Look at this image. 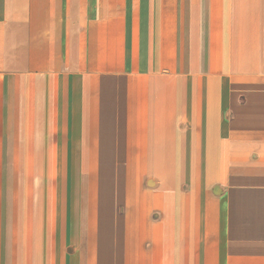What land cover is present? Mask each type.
<instances>
[{
    "label": "crops",
    "instance_id": "1",
    "mask_svg": "<svg viewBox=\"0 0 264 264\" xmlns=\"http://www.w3.org/2000/svg\"><path fill=\"white\" fill-rule=\"evenodd\" d=\"M50 2L0 111L90 166L0 167V264H264V0Z\"/></svg>",
    "mask_w": 264,
    "mask_h": 264
},
{
    "label": "rangeland",
    "instance_id": "2",
    "mask_svg": "<svg viewBox=\"0 0 264 264\" xmlns=\"http://www.w3.org/2000/svg\"><path fill=\"white\" fill-rule=\"evenodd\" d=\"M51 0H0V86L5 87L6 72L5 65L9 56L15 54L18 50L16 39L18 35L24 37L29 35L28 24L31 25L37 14L45 11H36V7H45L47 10L51 5ZM66 1L71 0H53L60 6L66 5ZM74 1V0H73ZM82 8V14L90 16L92 7L105 6L106 0H76ZM95 13V11H94ZM47 15V14H46ZM37 19V18H36ZM13 36H16L13 37ZM14 66H16L14 64ZM16 72V71H15ZM4 94V92H3ZM2 94V95H3ZM0 167H44L57 165L70 166H90V160L80 159H43L27 156L29 150L26 148V135L20 134L22 119H19V112L16 108L10 113L5 109L3 99L2 110L0 111ZM35 147L36 143L33 144Z\"/></svg>",
    "mask_w": 264,
    "mask_h": 264
}]
</instances>
